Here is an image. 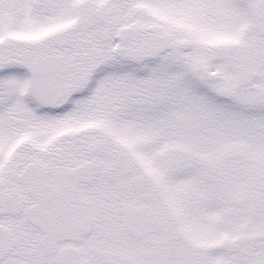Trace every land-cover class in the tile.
Wrapping results in <instances>:
<instances>
[{
  "label": "snow or ice",
  "instance_id": "6c2138e0",
  "mask_svg": "<svg viewBox=\"0 0 264 264\" xmlns=\"http://www.w3.org/2000/svg\"><path fill=\"white\" fill-rule=\"evenodd\" d=\"M0 264H264V0H0Z\"/></svg>",
  "mask_w": 264,
  "mask_h": 264
}]
</instances>
